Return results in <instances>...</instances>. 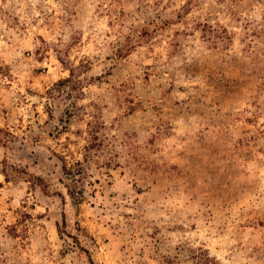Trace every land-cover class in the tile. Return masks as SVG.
Returning <instances> with one entry per match:
<instances>
[{
  "label": "rangeland",
  "instance_id": "rangeland-1",
  "mask_svg": "<svg viewBox=\"0 0 264 264\" xmlns=\"http://www.w3.org/2000/svg\"><path fill=\"white\" fill-rule=\"evenodd\" d=\"M0 264H264V0H0Z\"/></svg>",
  "mask_w": 264,
  "mask_h": 264
}]
</instances>
